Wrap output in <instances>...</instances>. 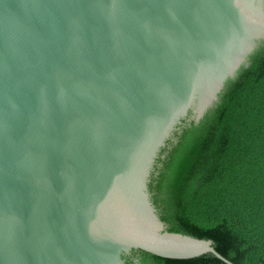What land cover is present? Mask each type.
<instances>
[{
  "label": "water",
  "instance_id": "1",
  "mask_svg": "<svg viewBox=\"0 0 264 264\" xmlns=\"http://www.w3.org/2000/svg\"><path fill=\"white\" fill-rule=\"evenodd\" d=\"M262 41L264 0H0V264H234L149 182Z\"/></svg>",
  "mask_w": 264,
  "mask_h": 264
},
{
  "label": "trees",
  "instance_id": "2",
  "mask_svg": "<svg viewBox=\"0 0 264 264\" xmlns=\"http://www.w3.org/2000/svg\"><path fill=\"white\" fill-rule=\"evenodd\" d=\"M195 122L182 121L156 161L151 200L171 233L210 240L234 264H264V41ZM191 114L188 118H190ZM126 264H225L133 250Z\"/></svg>",
  "mask_w": 264,
  "mask_h": 264
}]
</instances>
